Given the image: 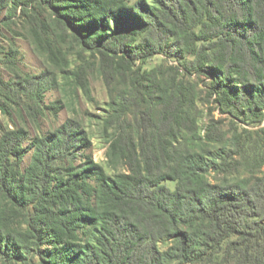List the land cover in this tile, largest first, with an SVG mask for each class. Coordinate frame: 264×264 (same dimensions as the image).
I'll return each mask as SVG.
<instances>
[{
	"label": "trees",
	"instance_id": "trees-1",
	"mask_svg": "<svg viewBox=\"0 0 264 264\" xmlns=\"http://www.w3.org/2000/svg\"><path fill=\"white\" fill-rule=\"evenodd\" d=\"M14 18L47 67L0 58V264H264V0H0ZM92 72L104 163L83 119L42 130Z\"/></svg>",
	"mask_w": 264,
	"mask_h": 264
},
{
	"label": "rangeland",
	"instance_id": "rangeland-1",
	"mask_svg": "<svg viewBox=\"0 0 264 264\" xmlns=\"http://www.w3.org/2000/svg\"><path fill=\"white\" fill-rule=\"evenodd\" d=\"M130 1L135 2L136 0ZM13 22L14 28L17 31L21 32L24 36L15 37L9 31H3V33L0 34V58L2 57L3 59H6L4 58V56L6 55V57H8L7 55L9 49H11V46H16L18 53L15 57V63L19 72L30 75L39 74L47 67V63L45 59L38 54L35 46L32 43V40L28 39V34H26V30H24L22 21L18 18H14ZM70 59L72 61V68H74L75 59L73 57H70ZM161 63H163L162 56L154 57L148 62L145 68L151 69ZM1 74L3 81L7 83L13 79L16 71L13 70L10 64H3L1 66ZM89 80L91 86L90 98L85 97L81 92H79V96L74 94L76 93L75 89L69 85V88L66 89V91L63 89H57L49 90L45 93L44 101L46 105L54 102L55 100H63L67 98L69 99L70 96L72 97L69 101H66L69 104V107H66L60 114V116H58V118L50 117V120L42 121V130L47 131L57 128L62 122L72 116L83 119L93 136V154L97 161L104 163L106 161L105 152L107 144L101 137V119L106 115V111L108 110L107 102L109 100V96L102 78L98 75L97 72H92L89 76ZM72 100L74 101L71 102ZM208 107L209 106H206L205 104L199 103V108L204 111L206 117L209 112ZM213 114L216 118H227V115L221 114L218 109H215L213 111ZM202 120L205 121L204 118H202ZM8 121V117L0 112V123L3 126L8 127ZM227 123L230 124L229 120L227 121ZM10 124L12 126V123ZM251 125L255 126L256 124L252 123ZM263 126L264 121L262 122L260 127ZM171 187L174 188V185H171Z\"/></svg>",
	"mask_w": 264,
	"mask_h": 264
}]
</instances>
